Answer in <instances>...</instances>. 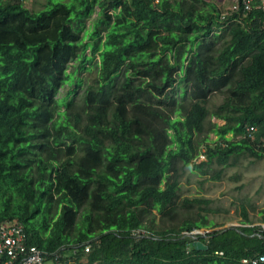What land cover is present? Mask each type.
<instances>
[{
  "label": "trees",
  "instance_id": "trees-1",
  "mask_svg": "<svg viewBox=\"0 0 264 264\" xmlns=\"http://www.w3.org/2000/svg\"><path fill=\"white\" fill-rule=\"evenodd\" d=\"M241 157H264L261 11L0 0V221L30 244L64 247L61 264H252L264 228L214 230L199 249L185 232L218 223L179 194L185 169L221 180Z\"/></svg>",
  "mask_w": 264,
  "mask_h": 264
},
{
  "label": "rangeland",
  "instance_id": "rangeland-1",
  "mask_svg": "<svg viewBox=\"0 0 264 264\" xmlns=\"http://www.w3.org/2000/svg\"><path fill=\"white\" fill-rule=\"evenodd\" d=\"M206 1L214 2L222 14L229 12V7L233 3V0ZM23 4L31 10H38L44 6L45 0H23ZM95 16L96 11L91 15L88 23ZM70 87L63 86L60 94H65ZM221 99V93L214 94L208 103L209 107H213ZM212 120L222 123L215 118ZM209 136L215 138L212 133ZM202 159L203 157L199 156L196 162ZM222 177L221 180H205L200 171L191 173L185 169L180 175V200L200 199V206L207 210L209 218L223 226L260 225L261 211L264 209V157L260 159L241 157L234 165L225 168ZM244 214L251 224L242 223ZM154 218L156 222H160L158 214ZM65 255H70V251L67 250Z\"/></svg>",
  "mask_w": 264,
  "mask_h": 264
},
{
  "label": "built area",
  "instance_id": "built-area-1",
  "mask_svg": "<svg viewBox=\"0 0 264 264\" xmlns=\"http://www.w3.org/2000/svg\"><path fill=\"white\" fill-rule=\"evenodd\" d=\"M155 2L157 0H154ZM231 11L238 10L242 6L243 11L259 10L264 15V0H234ZM253 130V128H250ZM264 226V225H263ZM210 229L194 230L193 234H206ZM25 235L22 226L17 223H0V264H10L18 254L26 252V257L20 264H42L39 250L34 246L26 247ZM244 262L250 261L257 264L264 261V255L254 258L243 259Z\"/></svg>",
  "mask_w": 264,
  "mask_h": 264
},
{
  "label": "clouds",
  "instance_id": "clouds-1",
  "mask_svg": "<svg viewBox=\"0 0 264 264\" xmlns=\"http://www.w3.org/2000/svg\"><path fill=\"white\" fill-rule=\"evenodd\" d=\"M154 1V0H153ZM158 1V0H157ZM156 1V2H157ZM155 2V1H154ZM235 3V1L233 0V3H232V5ZM232 5L229 7V13L230 12H233V11H231V7H232ZM240 8V7H239ZM238 8V9H239ZM235 11H237V10H235ZM242 11H243V9H242ZM243 12H245V11H243ZM228 13V12H227ZM70 69V68H69ZM65 86V85H64ZM63 87V86H62ZM61 87V88H62ZM73 86H71L70 88H72ZM61 88L59 89V91L61 90ZM70 88H68V89H70ZM67 89V90H68ZM66 90V91H67ZM66 93V92H65ZM64 95V94H63ZM58 96H62L61 94H58ZM201 157H202V155H200ZM199 157V156H198ZM197 157V158H198ZM197 158L195 159V161H197ZM3 222H6V223H17V224H19V225H21L22 226V229H23V233H24V235H25V245H27L26 247H29V246H34L35 248H37V250H39V252H40V256H41V262H42V264H61V260H60V258H62V257H70L69 255H65V252H66V250H65V248L64 247H62L61 249H56V250H54V251H46L45 249H41V248H39V247H37L35 244H30L29 242H28V240H27V236H26V231H25V228H24V226H23V224L22 223H20L17 219H6V220H1L0 221V223H3ZM264 222H262L261 224H260V226H261V228H264ZM250 226V225H249ZM226 227H231V226H223V225H221V224H218V225H216V226H212V227H201V228H194V229H192L191 231H188V232H185V234H188V235H190L191 237H193L194 238V241H193V245L195 246V247H197L194 243L195 242H201V241H199V239H198V237H205V236H207V235H209L210 233H212L214 230H219V229H223V228H226ZM202 229H210L211 231L209 232V233H206V234H201V233H198V234H193L192 232L194 231V230H202ZM133 235L135 234V233H132ZM143 234H145V231L144 230H138V233H137V235H139V236H141V235H143ZM202 243V242H201ZM203 244V243H202ZM83 247H84V255L85 254H87L88 252H89V247H90V239L89 240H87L85 243H84V245H83ZM73 251H75V249L73 250ZM26 257V252L24 251V252H22V253H20V254H18L17 255V257L10 263V264H20L22 261H23V259ZM68 264H73V259H71V258H68Z\"/></svg>",
  "mask_w": 264,
  "mask_h": 264
},
{
  "label": "water",
  "instance_id": "water-1",
  "mask_svg": "<svg viewBox=\"0 0 264 264\" xmlns=\"http://www.w3.org/2000/svg\"><path fill=\"white\" fill-rule=\"evenodd\" d=\"M196 246H197V248H199V249H201V248H205L206 246L204 245V244H202L201 242H195L194 243Z\"/></svg>",
  "mask_w": 264,
  "mask_h": 264
}]
</instances>
